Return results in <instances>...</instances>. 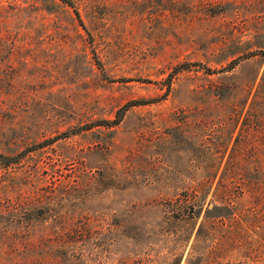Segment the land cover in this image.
Segmentation results:
<instances>
[{
    "label": "rangeland",
    "instance_id": "374dc122",
    "mask_svg": "<svg viewBox=\"0 0 264 264\" xmlns=\"http://www.w3.org/2000/svg\"><path fill=\"white\" fill-rule=\"evenodd\" d=\"M263 151L264 0H0V264H154L164 202L218 166L197 223L220 178L252 206ZM205 233L264 264V217Z\"/></svg>",
    "mask_w": 264,
    "mask_h": 264
},
{
    "label": "trees",
    "instance_id": "16d2710c",
    "mask_svg": "<svg viewBox=\"0 0 264 264\" xmlns=\"http://www.w3.org/2000/svg\"><path fill=\"white\" fill-rule=\"evenodd\" d=\"M66 1L71 3V0ZM76 13L78 12L76 11ZM232 62L234 61L230 63L232 64ZM262 153L264 159V151ZM225 168L227 169V167ZM218 169V166L214 171L212 168H207L205 170L206 177L197 180L194 184L183 189L179 195L164 202L162 222L156 232L163 238L166 252L154 264H180L194 229L196 231L193 241L183 264H201L202 261L204 264H218L220 261H215L214 256L212 258L213 249H208L207 252L201 250L203 228H205V234L208 235L207 238L216 234L217 241L214 248L221 252H227L242 246L240 241L245 236L246 225L254 226L256 223H260L261 217H264L263 182L254 181L246 184L245 188L242 187V192L248 191L254 196L253 205L238 207L237 198L233 193L232 182L234 183V180L223 178L217 181V186L212 191L213 198L207 200L205 220L197 223L200 211L206 202L207 193L213 183L211 176L215 175ZM215 208H226L229 209V212L212 214L211 210ZM217 256L218 254H215V257ZM121 264L130 263L123 261Z\"/></svg>",
    "mask_w": 264,
    "mask_h": 264
}]
</instances>
